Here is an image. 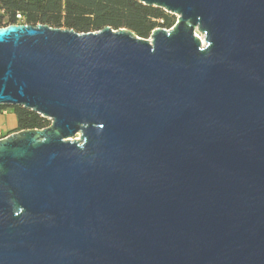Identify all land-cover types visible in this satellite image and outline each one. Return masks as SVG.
<instances>
[{
  "label": "water",
  "instance_id": "water-1",
  "mask_svg": "<svg viewBox=\"0 0 264 264\" xmlns=\"http://www.w3.org/2000/svg\"><path fill=\"white\" fill-rule=\"evenodd\" d=\"M141 38L0 28V264H264V0H138Z\"/></svg>",
  "mask_w": 264,
  "mask_h": 264
},
{
  "label": "trees",
  "instance_id": "trees-1",
  "mask_svg": "<svg viewBox=\"0 0 264 264\" xmlns=\"http://www.w3.org/2000/svg\"><path fill=\"white\" fill-rule=\"evenodd\" d=\"M175 21V15L138 0H0V28L45 24L86 33L110 26L126 28L147 39L152 30L169 29ZM11 108L16 119L13 131L42 129L50 124L47 118L32 110L22 106Z\"/></svg>",
  "mask_w": 264,
  "mask_h": 264
},
{
  "label": "rangeland",
  "instance_id": "rangeland-1",
  "mask_svg": "<svg viewBox=\"0 0 264 264\" xmlns=\"http://www.w3.org/2000/svg\"><path fill=\"white\" fill-rule=\"evenodd\" d=\"M0 114L4 116V121L0 122V131L4 134L12 132L16 127V119L10 106L0 109ZM11 118V119H10Z\"/></svg>",
  "mask_w": 264,
  "mask_h": 264
},
{
  "label": "crops",
  "instance_id": "crops-1",
  "mask_svg": "<svg viewBox=\"0 0 264 264\" xmlns=\"http://www.w3.org/2000/svg\"><path fill=\"white\" fill-rule=\"evenodd\" d=\"M11 119V118H10ZM15 120V118H14ZM4 121V116L0 114V122H3ZM6 135V134H5Z\"/></svg>",
  "mask_w": 264,
  "mask_h": 264
},
{
  "label": "built area",
  "instance_id": "built-area-1",
  "mask_svg": "<svg viewBox=\"0 0 264 264\" xmlns=\"http://www.w3.org/2000/svg\"><path fill=\"white\" fill-rule=\"evenodd\" d=\"M4 136L6 135L0 131V139L3 138Z\"/></svg>",
  "mask_w": 264,
  "mask_h": 264
}]
</instances>
